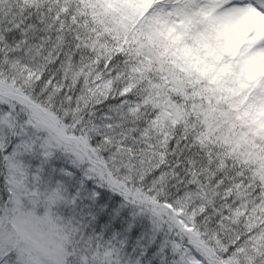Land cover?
<instances>
[{"label": "snow or ice", "instance_id": "1", "mask_svg": "<svg viewBox=\"0 0 264 264\" xmlns=\"http://www.w3.org/2000/svg\"><path fill=\"white\" fill-rule=\"evenodd\" d=\"M0 264H264V0H0Z\"/></svg>", "mask_w": 264, "mask_h": 264}]
</instances>
